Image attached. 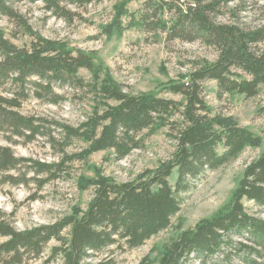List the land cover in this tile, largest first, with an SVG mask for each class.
I'll return each mask as SVG.
<instances>
[{"label":"trees","instance_id":"trees-1","mask_svg":"<svg viewBox=\"0 0 264 264\" xmlns=\"http://www.w3.org/2000/svg\"><path fill=\"white\" fill-rule=\"evenodd\" d=\"M16 1L20 0H0V16L16 19L33 41L29 49L20 48L0 27V87L8 88V95L0 93V133L12 145L18 144L16 139L32 142L45 135L63 155L73 141L87 147L66 155L60 163L49 164L18 157L10 146L0 145V185L35 181L41 189L58 178L66 163H88L91 156L105 151H113L117 160H123L168 127L175 147L155 170L130 182L118 183L95 168V178L79 179L80 190L94 188L86 210L75 209L54 224L18 231L9 215L0 211V238L5 239L0 244V264H31L42 259L51 242L58 245L52 248L48 263L60 259L62 264H112L102 257L104 253L114 247L135 250L168 230L181 211L182 195L191 192L208 173L237 161L247 149L263 147L264 140L242 127L235 117L214 114L203 96L207 81L217 83L219 100L235 94L252 99L264 86V48L259 47L264 43V24L244 29L218 20L236 0H147L137 15L128 9L134 0H122L114 6L111 21L101 27V34L108 38L138 28L148 34L164 33L168 42H200L214 48L218 53L214 62L163 85L164 91L181 96V101L126 92L108 69L96 63L95 52L71 49L35 33L15 11ZM30 1L43 3L47 12L66 23L77 16L71 7L100 2ZM125 18L130 19L127 26ZM80 70H87L91 79L81 78ZM55 86L80 90L93 102L91 114L77 127L51 123L60 140L48 129L42 131L43 119L20 111L31 95L53 105L64 102ZM175 116L182 121H174ZM30 173L35 177L30 178ZM40 175L45 177L38 179ZM245 202L264 212V150L246 166L227 204L193 228L183 230L180 225V233L156 261L145 258L140 264H233L234 259L242 264H264V218L259 212L252 213Z\"/></svg>","mask_w":264,"mask_h":264},{"label":"rangeland","instance_id":"rangeland-1","mask_svg":"<svg viewBox=\"0 0 264 264\" xmlns=\"http://www.w3.org/2000/svg\"><path fill=\"white\" fill-rule=\"evenodd\" d=\"M122 0H100L84 8L71 7L77 16L71 23L52 16L41 2L30 0L16 1L15 11L35 33L50 40L66 43L71 49L96 53V63L108 69L113 79L122 84L125 91L132 94L150 93L160 98L181 101V96L163 90V85L170 80H177L194 68L205 63L214 62L218 53L214 48L200 42H168L166 34H148L138 28L127 29L121 35L111 38L101 34V27L113 17L114 6ZM147 0H134L128 5L131 14H138ZM232 12V13H231ZM233 12L235 16H233ZM222 23H237L244 29H255L264 24V0H236L228 5L225 15L218 18ZM124 26L130 22L123 19ZM0 27L6 38L20 48H30L33 39L25 33L16 20L0 16ZM264 48V43L259 46ZM79 76L91 79L87 70H80ZM203 96L213 113L233 116L242 127H245L264 140V86L259 95L246 99L241 95L217 97V83L207 81L203 84ZM7 87H0L2 95L7 94ZM55 91L65 100L53 105L39 101L32 95L22 103L21 113L27 117L43 119L42 131L60 140L52 122L77 127L91 114L93 102L90 96L70 87L55 86ZM174 121H182L175 116ZM170 128H164L148 138L141 150H136L123 160H117L113 151L94 154L88 163H66L58 178L43 188L31 181L28 185H0V211L9 215V220L18 231H26L40 225L54 224L74 213L75 209L86 210L94 195V188L80 190L79 179L95 178L94 169L102 171L104 176L112 177L118 183L133 181L147 170H155L161 161L167 159L174 151L175 142L168 136ZM146 132L144 133V135ZM12 145L0 133V145L10 146L16 156L30 158L41 163H60L66 155H72L86 148L87 145L73 141L65 154L54 150L52 143L45 135H39L32 142L27 139H16ZM264 150L247 149L239 159L215 172L208 173L206 178L196 183L195 188L181 196V211L172 219V226L147 241L135 250L111 248L102 257H108L112 264H140L145 258L156 261L161 250L180 233V225L185 229L193 228L204 218H209L230 200L243 177L248 164L258 158ZM29 177H35L33 173ZM38 179L44 175L36 176ZM36 179V178H34ZM175 176L171 183L174 185ZM246 207L264 218V212L253 203L245 202ZM67 233V232H66ZM5 241L0 238V244ZM57 242H51L40 260L31 264H62L60 259L48 263L52 248ZM233 264H242L238 259ZM190 264H199L194 261Z\"/></svg>","mask_w":264,"mask_h":264}]
</instances>
